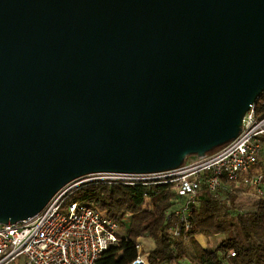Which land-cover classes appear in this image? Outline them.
<instances>
[{
  "label": "water",
  "instance_id": "obj_1",
  "mask_svg": "<svg viewBox=\"0 0 264 264\" xmlns=\"http://www.w3.org/2000/svg\"><path fill=\"white\" fill-rule=\"evenodd\" d=\"M263 92L264 0H0V222L214 151Z\"/></svg>",
  "mask_w": 264,
  "mask_h": 264
},
{
  "label": "built area",
  "instance_id": "obj_2",
  "mask_svg": "<svg viewBox=\"0 0 264 264\" xmlns=\"http://www.w3.org/2000/svg\"><path fill=\"white\" fill-rule=\"evenodd\" d=\"M263 158L264 114L258 115L253 104L237 137L214 151L190 156L183 165L167 171L89 174L63 186L36 215L16 223L0 222V264H95L118 242L120 227L99 207L77 197L83 185L170 183L177 195L187 199L173 215L188 229L192 205L203 185L216 191L226 178L262 194L264 169L259 164ZM170 230L180 234L179 228ZM150 240L138 238V255L130 264H150Z\"/></svg>",
  "mask_w": 264,
  "mask_h": 264
},
{
  "label": "trees",
  "instance_id": "obj_3",
  "mask_svg": "<svg viewBox=\"0 0 264 264\" xmlns=\"http://www.w3.org/2000/svg\"><path fill=\"white\" fill-rule=\"evenodd\" d=\"M254 104L257 114L263 115L264 92ZM259 168L264 169V158ZM262 187V194L253 189L256 197L247 206L238 202L239 188L226 178L216 191L203 185L192 205L188 229L173 215L187 199L177 195L170 183L88 184L76 194L120 227L118 242L95 264H130L138 255L140 237L155 242L148 252L150 264H264V183ZM170 227L179 228L180 234L174 235ZM197 235L218 240L203 247Z\"/></svg>",
  "mask_w": 264,
  "mask_h": 264
},
{
  "label": "rangeland",
  "instance_id": "obj_4",
  "mask_svg": "<svg viewBox=\"0 0 264 264\" xmlns=\"http://www.w3.org/2000/svg\"><path fill=\"white\" fill-rule=\"evenodd\" d=\"M237 187L239 188L238 202L240 204L244 203L248 206V204H250L252 200H254V198L256 197L254 190L250 187L241 185H238ZM217 240L218 238H215L213 240L208 239L207 245H215V241Z\"/></svg>",
  "mask_w": 264,
  "mask_h": 264
},
{
  "label": "crops",
  "instance_id": "obj_5",
  "mask_svg": "<svg viewBox=\"0 0 264 264\" xmlns=\"http://www.w3.org/2000/svg\"><path fill=\"white\" fill-rule=\"evenodd\" d=\"M197 240L199 241V243L203 246V247H207V241L208 238L204 235H197L196 236ZM151 246L154 247L155 246V242L153 239L150 240Z\"/></svg>",
  "mask_w": 264,
  "mask_h": 264
}]
</instances>
